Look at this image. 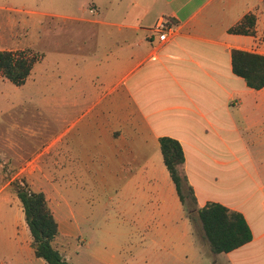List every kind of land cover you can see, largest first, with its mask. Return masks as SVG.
<instances>
[{"label": "crops", "instance_id": "1", "mask_svg": "<svg viewBox=\"0 0 264 264\" xmlns=\"http://www.w3.org/2000/svg\"><path fill=\"white\" fill-rule=\"evenodd\" d=\"M78 2L50 0L47 7L73 9ZM81 6L86 15L40 13L56 19V34L65 42H58L55 53L45 50L52 33L48 23L40 37L44 55L26 80L35 82L37 65L48 68L51 56L62 58L55 82L49 71L41 80L53 85L43 103L57 106L62 124L39 155L56 186L53 202L46 197L60 232L55 247L71 264H122V250L134 238L135 264L147 260L149 243L185 256L208 251L163 160L160 139L170 137L184 150L198 208L218 202L242 213L251 229L252 241L229 253L215 254L209 245L214 264H264V172L244 139L264 137V88H249L232 67L233 50L264 56V0H84ZM248 15L255 17L254 33H233ZM160 21L177 29L164 45L154 31ZM68 25L88 30L69 32ZM10 133L0 131V148L15 155ZM1 178L0 163V183ZM245 181L255 191L237 201ZM66 186L80 191L78 201ZM17 198L3 199L4 206L12 200L16 210L12 226H0V264H48L35 256ZM2 231L10 234L4 243ZM87 233L98 234L99 243L83 240ZM76 241L93 249L87 262L74 259Z\"/></svg>", "mask_w": 264, "mask_h": 264}, {"label": "rangeland", "instance_id": "2", "mask_svg": "<svg viewBox=\"0 0 264 264\" xmlns=\"http://www.w3.org/2000/svg\"><path fill=\"white\" fill-rule=\"evenodd\" d=\"M83 1L84 0H79L80 3L78 2L73 9H64L63 7L55 6V4L51 5L53 6L52 8L47 7V3H49L50 0H0V32L2 33L0 38V50L25 52L29 57H36L38 62L41 61L44 52L42 51L40 37L43 39L45 38V28L49 26L48 23H50L52 33L47 43L44 44V47L45 50L48 49V51L55 53L58 42L62 47L65 42V37H62V39L58 38L56 33L60 25H58L59 23L56 19L55 21H48L47 18L42 17L40 13L50 10L54 12L73 11L79 15H86L87 13L83 12V6H81ZM9 17H15L11 25L5 22L7 21L6 18L9 19ZM28 18L39 21V24L26 23V19ZM74 29L86 32L88 26L68 25L67 31L72 32ZM61 60L62 58H59V56L53 55L49 59L48 68H44L43 65H37L35 71L36 81L30 80L19 87L3 76H0V131L3 133L10 130L11 138L14 137L16 144V149H13L15 155L5 153L3 144L0 148L2 176L0 183V190L2 191L0 193V200L2 201V207H0V226L2 228L12 226L14 221L15 217L13 211L16 210V206L13 204L14 202L12 200L9 202L10 205L8 204L11 208L6 205L4 206L3 199L9 196L11 199L16 200L17 184L24 186V181H26L32 190L45 191L46 197L51 203L55 197L56 186L47 179L46 169L41 168L42 165L39 155L43 145H45L48 139L57 135L62 124H60L61 122L58 123L56 119L57 106L49 104L44 105L43 103L45 97L50 94L49 91L53 88V85L48 86L45 83L43 84L41 80L42 77L46 75V72L49 71L47 76L55 82L58 65L61 64ZM244 137L246 145L253 147L251 151L253 154L254 152L256 153L258 159L257 163L264 172V137L257 136L251 138L249 134H245ZM241 147L243 149V143H241ZM55 169L56 168L50 169L54 172V176ZM66 188L70 193V197L78 201L77 199H79L80 191H75L76 188L73 186H66ZM254 191L255 185L252 182L249 184L245 181L240 186V193L237 197V201H246V198L252 195ZM17 200L22 222L27 225L22 203L18 198ZM190 205L191 201L188 198L187 207ZM86 207L89 208L87 203ZM262 213L263 210L261 209V214ZM193 223L196 235L204 243L205 240L200 222L196 220ZM9 235V233L2 231L1 242H7L9 240ZM85 237L87 240L90 239L94 242L93 245L98 244L100 241L98 234H84L83 240ZM69 240L70 239H61L60 241L66 245V243H69ZM83 240L80 241V244H85L86 241ZM74 244L76 248L80 245L77 241ZM127 244V247L122 250V264H135L138 259L137 249L135 248L137 238L128 240ZM149 246H151L152 249L146 250L147 260L142 261V264H214L209 245L208 251L203 249L197 253V255L188 253V256L181 254L176 248L156 249L153 243H149ZM78 248H80L78 251L79 256H74V259L87 262L89 253L92 252L93 249L90 250L84 248V246H79ZM140 254H142L141 251ZM216 263L226 264L218 259Z\"/></svg>", "mask_w": 264, "mask_h": 264}, {"label": "trees", "instance_id": "3", "mask_svg": "<svg viewBox=\"0 0 264 264\" xmlns=\"http://www.w3.org/2000/svg\"><path fill=\"white\" fill-rule=\"evenodd\" d=\"M254 25L255 17L248 15L231 31L249 35L254 33ZM36 62V57H29L25 52L0 50V76L18 87L22 86ZM232 67L234 74L241 77L249 88L254 90L264 88L263 55L233 50ZM160 145L164 163L178 196L190 220L200 222L204 239L209 243L212 252L229 253L251 242L252 232L242 213L218 202H208L202 208H198L194 188L184 171L185 154L180 142L170 137H162ZM17 196L22 203L26 223L33 239L35 256L48 264H71L55 247V240L60 236V232L45 193L32 190L24 181V186L17 184ZM188 198L191 201L189 207Z\"/></svg>", "mask_w": 264, "mask_h": 264}, {"label": "built area", "instance_id": "4", "mask_svg": "<svg viewBox=\"0 0 264 264\" xmlns=\"http://www.w3.org/2000/svg\"><path fill=\"white\" fill-rule=\"evenodd\" d=\"M154 31L157 33V39L160 45L173 41L177 35V29L166 21H160L154 28Z\"/></svg>", "mask_w": 264, "mask_h": 264}]
</instances>
